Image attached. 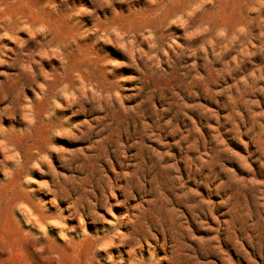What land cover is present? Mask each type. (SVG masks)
<instances>
[{
  "label": "rangeland",
  "instance_id": "374dc122",
  "mask_svg": "<svg viewBox=\"0 0 264 264\" xmlns=\"http://www.w3.org/2000/svg\"><path fill=\"white\" fill-rule=\"evenodd\" d=\"M0 264H264V0H0Z\"/></svg>",
  "mask_w": 264,
  "mask_h": 264
}]
</instances>
